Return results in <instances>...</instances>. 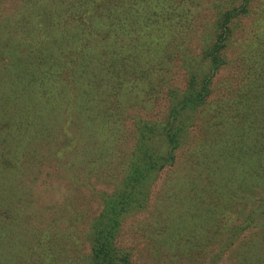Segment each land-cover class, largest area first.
Returning <instances> with one entry per match:
<instances>
[{
	"label": "trees",
	"instance_id": "1",
	"mask_svg": "<svg viewBox=\"0 0 264 264\" xmlns=\"http://www.w3.org/2000/svg\"><path fill=\"white\" fill-rule=\"evenodd\" d=\"M92 1L96 0H0V264L15 263L11 257L16 250L25 247V240L22 238H26L27 234L34 236L38 227L43 225L42 229L49 230L53 235L51 239L43 235L39 236L40 241H36L40 247L39 256L43 264H57V260L61 258L57 255L53 258V251H49L50 248L47 246L49 240L55 242L53 246L58 252L63 253L61 250H67L60 264H75L76 260L82 264H141L142 261L137 258V254L130 252L129 248L115 246L122 223L136 215H142L141 220L146 215L154 214L169 215L171 218L175 214L174 211H179L174 210L172 203L180 202L184 208L180 209L183 213L177 221L188 223L190 230L186 226L178 225L175 231L172 227L176 224L173 218H171L172 222L165 220L152 231L148 230L147 226H143L144 222H140L138 230L142 232L141 235L146 242L153 235L156 240V247H148L146 252L155 248L161 252L168 251L165 253L167 257L158 264H191L188 253L206 236L211 235L199 221L207 218L206 221L209 223L208 218L217 211L214 206L219 201L227 203L235 201L242 204L241 208L245 210V216L218 243V251L209 257L208 264H264V233L262 232L264 222L261 220L264 218V76L260 83L256 77L260 66L256 67V71L250 76L239 74V85L233 94V99H225L222 109H228V117L233 115L230 123L236 128L248 126L249 129H256L262 134L253 136V142H248L251 136L246 137L243 134V137L239 136L230 141L233 143L224 147L222 145L215 151L211 150L209 155L202 156L203 158L188 161L187 167L182 172L180 169L173 170L169 182L172 191L164 192L165 195L160 200L162 205H156L157 203L151 199V186L147 187L142 196L136 195V202L131 201L132 199L127 196L120 197L121 201H124L122 212L120 216L112 218L109 216L118 208L113 202L120 200L118 199L120 189L124 185L127 187L126 180H131L133 147L123 165L115 157L116 144L109 142L116 141L117 128L113 126L114 115L108 107L110 104L121 105L120 98L116 95L103 96L104 102L101 98L100 100L105 107L101 111L95 108V93L98 89L93 83L94 76L96 72L101 73L102 76L108 72L110 67L108 58L95 64L97 69L94 70L91 61L84 60L81 64V58L75 54L67 72L68 81L60 85L56 78V83L61 90L71 88L73 82L69 77L76 74L82 79L80 87L71 92L73 97L70 99L64 96L57 100L51 96L44 98L40 107L52 112L56 121H58L57 117L61 118V123H58L63 135L69 134L67 148L77 167L78 177L74 181L61 180L65 192L59 201L52 202V196L46 197L49 190L57 189V183L55 180H50L46 173H41V170L46 171L44 168L46 165L51 168V163L47 162L57 159V156L52 147L43 152L35 146L38 143L42 146L43 142H47L48 125L54 127L55 123L45 122L40 107L37 108L31 101L32 97L35 98L31 87L35 80H40L39 76L43 69L48 71L51 65H54V69L57 68L58 53H71L68 47L72 46L74 43L72 41L76 40L77 36L65 27L59 33L63 35V40H60V37L52 40L44 39V46L46 48L49 46L52 52H57L52 57L53 64L41 57L42 46L33 42L30 37L33 32H37L36 35L41 37L44 25L52 28L59 24L56 20L57 16L51 12L55 9L65 10L69 17L77 22L80 21L86 33L93 30L92 25L96 20L106 26L117 23L128 28H137V21L129 16L139 13L135 11H139L135 5H129L124 0H120L122 3L112 0L103 10H99ZM252 1L236 0L235 5L223 6L224 12L217 23L225 29L224 39L228 35H236L234 28L237 25L241 28L246 20L255 19L256 12ZM108 6L111 8L109 9ZM21 12H27V15H24L27 16L25 25L22 21L25 18L20 16ZM152 16L153 13L147 9L146 17ZM257 21H259L257 30L262 35L256 29L250 34L261 37L252 46V50L256 60L264 63V19L256 17L254 25ZM32 24L34 31L27 30ZM147 25L144 24L145 27ZM159 33L152 31L147 38ZM131 36H134V33L127 35L124 43H129ZM104 38L106 36H101V46L106 44ZM132 50L136 51L137 48ZM216 51L219 53L216 55L217 61L211 66V70L209 68L207 72L209 78H205L206 81L198 90L194 89V78L185 62L178 61V71L186 76V88L178 102L167 111L165 119L168 120L174 109L183 107L186 100H194L200 105L208 101L214 91L215 77L222 70L232 68L233 72H236V64L240 61L226 58L221 48ZM131 53L133 52L129 48L127 56L122 57L130 66L125 68L123 66L122 69L116 66L110 72L117 74L116 80L119 82L124 80L134 83L132 87L135 89L136 81H142L145 75H148L144 73L147 63L142 60L143 70H135L138 66L136 59L141 57L137 51L134 53L136 56ZM31 65L34 67L32 68ZM250 67L253 69L252 66ZM250 67L245 73L250 72ZM138 72L141 74L138 75ZM123 76L126 78L123 79ZM145 79H148L147 76ZM152 82H148L147 87L152 86ZM122 85L123 83L118 84V91L121 90ZM127 88L129 86L125 89ZM61 90L57 93H61ZM80 112L85 119H81ZM72 125L80 127L79 133L75 134V141L70 135ZM260 125L262 126L259 127ZM158 160L161 162L153 163L156 165L153 168L156 174L166 166L175 168L177 164L173 151H167L166 156L159 157ZM147 170L146 172L149 173V168ZM10 171L15 174L8 175ZM193 186L196 190L191 193L189 188ZM76 192L79 197L75 200L77 208H72V197ZM88 197H93L99 205L95 218H86L87 215L85 217V212L81 210ZM44 199H49L50 202ZM193 202L195 204H192ZM165 208L172 210L173 213L164 211L160 213V210ZM132 212L133 214L130 215ZM186 214L191 220H186ZM72 216L80 218L76 234L82 238L79 242L82 250L78 249L79 245L69 242L66 238L61 239L55 234V230L62 228H65L64 231L70 236L73 234L72 226L70 232L65 227L74 223V220H71ZM108 223L111 224L108 226ZM170 231L173 233L169 235ZM253 231L257 233L254 235ZM27 241L31 244L34 240L27 238ZM72 250L74 254L69 258L67 253ZM82 251L84 254L81 253ZM175 251L183 257H176L173 254ZM21 255V262L17 264H33V256L29 251L23 250Z\"/></svg>",
	"mask_w": 264,
	"mask_h": 264
},
{
	"label": "rangeland",
	"instance_id": "2",
	"mask_svg": "<svg viewBox=\"0 0 264 264\" xmlns=\"http://www.w3.org/2000/svg\"><path fill=\"white\" fill-rule=\"evenodd\" d=\"M110 1L112 0H96L92 1V4L99 10H103ZM116 1L122 3L120 0ZM124 1L129 5H135L139 9V11L135 10L139 12L138 14L129 15L137 21L138 26L136 29L121 26L117 23L109 26L101 25L96 20L92 25L93 30L86 33L84 25L80 21L77 22L69 17L68 12L65 10L55 9L51 11L54 16H57L58 19L56 20L59 24L52 28L44 25L42 26L43 35L41 37L36 35L37 32H33L30 37L33 42L42 46L40 49L41 57L46 58V61L53 64L52 57L57 52H52L49 46L46 48L44 46V39L48 38L52 40L60 37V40H63V35L59 34L62 28L67 27L72 30L77 38L72 41L74 42L72 46L68 47L71 53H58L59 64L57 68L54 69V65H51L48 71L43 69L41 76H39L40 80H35L32 83L31 92L34 91L35 98L31 96L33 99L31 101L39 108L42 105V100L49 96L56 100L61 96L69 99L73 97L71 92L78 90L80 80L82 79L76 74L74 76L72 75L69 77L73 82L71 88L61 90L60 86L56 83V78L60 85L68 81L67 72L71 67V59H73L75 54L81 58V64L84 60L91 61L94 64V70L97 69L95 64L105 61L108 58V64H110L108 72L104 76L96 72L94 76L93 83L98 89L97 93H95V108L101 111L105 107L101 102L103 96L116 95L120 98L121 105L110 104L108 107L114 115L113 122L115 123H113V126L117 128L115 129V133H117L115 137L116 141L109 142H113V145L116 144L114 147L115 157L123 165L131 147H133L134 158L130 173L131 180H126L125 184H127V187L124 185L120 189L118 199L122 196H127L132 199L131 201L136 202V195L141 194L142 196V193L145 192L147 187L151 186V199L157 203L156 205H162L160 200L164 197V192L168 193L172 191L169 182L173 170L178 171L180 169L182 172L187 167L186 164L188 161L203 158L202 156L209 155L211 150L215 151L222 145L223 147L229 145L233 143L230 142L231 140H235L239 136L243 137V134L246 137L251 136L248 142H253V136L262 134L256 129H249L248 126L240 128H236L235 125L233 126L230 123V118L233 115L228 117V109H222V107L225 104V99H233V94L239 85V74L250 76L256 71V67L260 66L259 70H257L256 77L259 83L262 82L264 63L256 60L253 56L254 50H252V46L261 37L258 35L250 36V34L254 29L258 32L259 21L255 23L256 25L253 23L256 21V17L264 19V0L252 1L256 12L255 19L246 20L243 22L241 28L237 25L234 28L236 35H228L226 39H224L226 37L224 34L225 29L220 27L217 22L224 12L223 6L225 4L235 5L236 0ZM108 7L109 9L111 8L110 6ZM147 9L153 13L152 17H146ZM24 15H27V12L20 13V16L25 18L22 20L25 25L27 23V16ZM144 24L148 25L145 27ZM33 28L34 25L32 24L27 30L34 31ZM152 31H156L157 33L162 31L164 33L147 38V35ZM130 33H134V36L130 37L129 43H124V38ZM238 34L241 35L239 36ZM101 36H106L104 40L107 45L101 46ZM129 48H131L133 52L131 55L133 56H136L134 54L136 51L140 53L141 58L136 59L138 66L135 70H143V66L141 65L142 60H145L147 63V68L144 73L148 75H145L144 78L147 76L148 79L144 80L143 78V80L140 79L142 81H136L135 89L132 87L134 83L132 84L124 80L119 82L116 80L117 74L110 72L116 66H119L121 69L123 66L124 68L130 66L129 63L122 59V57L127 56ZM136 48V51L132 50ZM215 48L217 50L221 48L225 52L226 58L229 57L234 61H240L236 64V72H233L232 68L222 70L215 77L213 82L214 91L208 101L200 105L198 103L196 104L194 100H186L183 107L174 109L168 117V120L165 119L167 111L171 110V107L178 102L186 88V76L178 71V61L183 60L185 62L186 67L194 78V89L198 90L200 85L206 81L205 78H209L207 75L209 68L211 70V66L217 61L216 55H219V53ZM31 67L33 68L34 66L31 65ZM160 67H164V69H160L161 71L157 69ZM249 67L250 72L245 73V70L249 69ZM140 74L138 72V75ZM125 78L123 76V79ZM150 81L152 82V86L147 87ZM119 83H123L121 90H119L120 92L117 88ZM127 86L129 88L125 89ZM58 90H61V93H57ZM40 110L45 118V122L55 123L54 127L48 125L46 130V135L48 136L47 142H43L44 144L42 146L38 143L35 147L43 152L51 147L55 149L57 159L47 162L51 163V168H48V165H46L44 167L46 171L42 169L41 173H46L50 180H55L57 183V189L55 191L49 190L50 192L46 195L47 198L52 196V202H57L62 198L63 192H65V187L61 180L69 179L70 181H74L78 177V170L67 148V136L69 134L64 136L61 132L59 125L61 118L57 117L58 121H56L52 112H48L42 107H40ZM79 116H81V119H85L83 113L80 112ZM71 129L72 132L70 135L74 137L75 141V134L77 135L79 133L80 127L72 125ZM73 143L76 144L77 142ZM167 151H173L177 159V164H175V168L166 166L156 174L153 169L156 165H153V163L161 162L158 158L166 156ZM147 168H149V173L146 172L148 171ZM36 169L37 166L35 171ZM11 174L15 173L10 171L8 175ZM182 184H184L183 181ZM195 190V186L189 188L191 193ZM66 193L68 194L67 190ZM72 198L73 203L71 207L77 208L75 200L79 199L78 193L76 192ZM44 200L50 202L49 199ZM123 202L121 199L113 202L118 205V208L109 217L114 218L120 216L123 209ZM192 204H195V202ZM172 205L175 208L174 210H179L178 212L174 211L175 214L171 217L176 222L172 226L174 230L178 228V225L179 227L181 225L186 226L190 230L191 227L188 223L177 221L178 217L182 216L183 213V211H180V209L184 208L182 203H172ZM98 206V203L93 197H88L81 206V210L85 212V217L87 215L86 218H95L99 211ZM241 206L242 204L235 201L228 203L219 201L214 206V209L217 211L208 218L210 222L207 223V218L204 221H199L211 235L206 236L200 244H196L192 248V251L188 253L191 264L209 263V257L218 251V243L225 238L226 234L231 232L239 220L244 218L245 210H242ZM161 211L173 213L168 208L161 209L160 213ZM132 214L133 212L130 215ZM166 217L168 218L164 219ZM76 218L75 216L71 217V220H74L75 224L70 223L68 226L64 225L68 232L71 230L70 226L73 227V234L71 236L64 231L66 230L65 228L55 230V234L61 239L66 238L69 242L79 245L80 248L78 249L82 250V246L79 243L82 238L76 234L80 218ZM171 218L169 215L157 216L156 214L153 216L146 215L143 220H141L142 215L129 217L124 220L118 231L115 246L129 248L130 252L137 254V258L142 261L141 264H158L164 257H167L165 253H168V251L161 252L155 248L150 252H146L145 250L148 247H156V240L153 235L146 242V239H143L141 235L142 232H139L138 226H140V222H144L143 226H147L148 230L152 231L158 224L165 222V220L166 222H172ZM186 218V220H191L187 214ZM261 220L264 222V218H261ZM211 222L213 225H211ZM109 224L111 223H108V226ZM43 226L38 227L34 236L27 234L26 238H22V240H25V247L22 246L13 253L11 257L12 261L15 262L13 264L21 262L23 250L29 251L33 256V264H43L42 258L39 256L40 247H38L36 241H40L41 237L39 238V236L42 235L49 239L53 238L49 230L42 229L44 228ZM262 232L264 233V228ZM172 233L170 231L169 235ZM256 233V231H253L254 235ZM169 235L166 234L168 237ZM27 238H33L34 241L30 244ZM53 243L55 242L49 240L47 246L50 248L49 251H53V258L56 255L61 257L57 260V264H60L62 256L67 250H61L63 253H60L57 249H54ZM78 249L77 251H79ZM81 253L84 254L83 251ZM67 254L71 258L74 250L71 252L68 251ZM173 254L176 257H183V255L178 254L176 251ZM75 264L82 263L76 260Z\"/></svg>",
	"mask_w": 264,
	"mask_h": 264
}]
</instances>
